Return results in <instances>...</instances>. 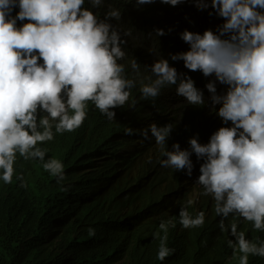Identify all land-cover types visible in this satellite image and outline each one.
Here are the masks:
<instances>
[{"label":"clouds","instance_id":"obj_1","mask_svg":"<svg viewBox=\"0 0 264 264\" xmlns=\"http://www.w3.org/2000/svg\"><path fill=\"white\" fill-rule=\"evenodd\" d=\"M89 3L105 10L103 19L85 0H0V182H12L22 159L43 158L37 145L55 132L80 129L90 111L116 121L115 109L131 103L137 86L134 100H160L166 114L194 128L187 136L172 123L157 127L153 117L146 120L141 135L148 140L150 131L163 148L160 167L190 179L194 198L212 197L216 215L224 217L221 230L235 237L228 245L242 254L239 264H249V256L264 258V242L224 223L238 215L264 232V0ZM209 7L222 26L203 11ZM139 41L152 65L140 71L133 60L128 74L139 77L132 80L119 61H127ZM190 71H199L197 87ZM43 167L65 179L60 160ZM204 222L203 211L193 218L181 208L184 229ZM169 225L175 227L172 221L159 225L160 261L175 251L167 246Z\"/></svg>","mask_w":264,"mask_h":264},{"label":"trees","instance_id":"obj_2","mask_svg":"<svg viewBox=\"0 0 264 264\" xmlns=\"http://www.w3.org/2000/svg\"><path fill=\"white\" fill-rule=\"evenodd\" d=\"M84 6L104 18V9L97 12L89 0ZM203 11L212 12L222 26L211 7ZM130 29L135 32L137 27ZM143 42L136 43L127 61H119L127 64L128 79L139 77L128 74L133 60L140 71L152 65L142 57ZM198 74L187 73L196 87ZM136 87L130 90L131 103L115 109L116 121L90 111L80 129L55 132L52 140L37 145L45 152L43 158L22 159L14 165L12 182H0V264H239L242 254L238 247L234 254L228 245L229 240L235 244V237L230 229L221 230L224 217L216 215L212 197L200 193L194 198L189 188L194 183L176 170L160 167L163 148L154 143L150 131L148 140L141 135L152 117L157 127L172 123L187 136L194 128L166 114L160 100H134ZM127 128L134 130L132 135L125 134ZM52 159L63 163L64 180L44 169ZM188 200L193 204L187 205ZM182 207L193 218L203 211L204 225L184 229L179 223ZM167 221L175 223L169 225L167 241L175 251L160 261L157 253L164 233L159 225ZM224 223L226 228L236 223L237 230L258 245L264 242V232L238 215L229 214ZM249 264H264V258L249 256Z\"/></svg>","mask_w":264,"mask_h":264},{"label":"bare ground","instance_id":"obj_3","mask_svg":"<svg viewBox=\"0 0 264 264\" xmlns=\"http://www.w3.org/2000/svg\"><path fill=\"white\" fill-rule=\"evenodd\" d=\"M45 114V116L47 115L46 113H44Z\"/></svg>","mask_w":264,"mask_h":264}]
</instances>
